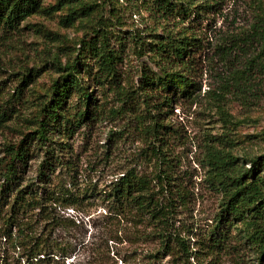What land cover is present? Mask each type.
Segmentation results:
<instances>
[{
    "label": "rangeland",
    "instance_id": "rangeland-1",
    "mask_svg": "<svg viewBox=\"0 0 264 264\" xmlns=\"http://www.w3.org/2000/svg\"><path fill=\"white\" fill-rule=\"evenodd\" d=\"M173 1L214 6L207 18L215 30L206 41L216 42L224 34L236 33L249 21V0ZM147 9L142 0H43L42 11L23 21L18 29L0 33V106L13 115L0 128V185L4 182L1 172L5 146L17 144L36 129L41 103L58 76L56 63L65 64L74 58V47L99 28L111 31L112 46L117 49L118 42H131L133 35H144L143 41L150 42L152 36L146 34H154L165 23ZM150 58V53L139 58L129 45L120 64L121 80L137 82L141 67L147 65L157 72ZM218 62L215 57L203 64L197 77L201 90L195 99H180L161 117L171 127L168 158L187 196L185 205L177 204L169 221L170 230L163 231L160 225L134 211L115 213L99 194L72 207L46 203L48 218L31 210L23 220L32 223L31 229L37 235H48L50 231L48 242L56 256L49 255L53 257L49 264H258L257 249L234 229L221 249L201 245L207 231L216 225L224 201L210 185L206 145L237 157L240 163L264 155V95L255 99L250 94L256 95L257 87L244 92L243 87L236 91L232 84L228 92H221L218 77L223 76L225 67ZM92 94L99 102L108 103L107 109L118 107L112 94L100 95L98 87ZM108 112L67 141L70 153L54 151L60 164L54 163L53 170L46 172V181L38 177L45 149L32 144V157L21 174L20 187L35 184L51 192L63 185L80 197L83 188H95L100 193L107 190L129 169L139 175H152L155 162L145 156L146 147L133 130L131 114ZM72 175L78 176L74 189L71 182L76 179ZM3 229L0 217V264L5 257L13 264L22 249L3 237ZM168 232L186 241L190 257L181 255L174 243L169 249L163 246Z\"/></svg>",
    "mask_w": 264,
    "mask_h": 264
},
{
    "label": "trees",
    "instance_id": "trees-1",
    "mask_svg": "<svg viewBox=\"0 0 264 264\" xmlns=\"http://www.w3.org/2000/svg\"><path fill=\"white\" fill-rule=\"evenodd\" d=\"M142 1L152 15H159L165 23L154 34H146L152 36V40L145 43L144 35H133L131 42H118L117 49L116 45L112 46L113 34L108 28L96 29L85 36L74 47V58L65 64L56 63L58 76L52 80L47 98L41 103L36 129L24 135L17 144L5 146L6 159L1 172L4 182L0 185L3 237L12 246L22 249V255L13 264H49L53 261L49 255L56 256L48 242L50 231L48 235H37L31 229L32 223L23 220L31 210H38V215L48 218L50 212L46 203L50 202L72 207L84 198L99 194L115 213L134 211L160 225L163 231L170 230L169 221L177 204L185 205L187 196L179 183L180 178L175 176L173 161L168 158L171 127L161 117L165 115L163 111H169L180 99H195L201 90L197 77L204 63L216 57L225 67L223 76L218 77L221 92H228L226 89L232 84L233 89L237 91L238 87H243L244 92L257 87L258 93L250 94L255 99L264 95V0H249L247 24L236 33L216 38V42L206 41L209 33L215 30L211 19L207 18L214 6L173 0ZM42 2L0 0V33L18 29L23 21L42 11ZM129 45L139 58L150 53L149 60L159 72L149 65L143 66L137 82H123L120 64L124 63L123 53ZM30 78L31 75L29 81ZM94 87H98L100 95L112 94L118 107L107 109L108 103L103 104L93 96ZM107 111L109 115L131 114L129 120L146 147L145 156L155 162L152 175H139L135 169H129L107 190L100 193L95 188H83L80 197L63 185L51 192L46 188L38 189L35 184L20 187L21 174L32 157V144L45 149L38 177L46 181L49 179L46 172L53 170L54 163L60 164L54 151L70 153L67 141L90 122L105 117ZM12 117L9 109L0 106V128ZM205 161L210 185L221 193L224 201L216 225L207 231L201 245L221 249L232 234L230 230L234 229L241 239L257 249L258 264H262L264 155L240 163L237 157L206 145ZM67 163L73 165L72 160ZM72 177L76 179L71 182L74 189L78 176ZM5 208L6 213L3 212ZM165 235V248L169 249L174 243L181 255L190 257L191 251L184 239L173 232ZM1 262L9 264L7 257Z\"/></svg>",
    "mask_w": 264,
    "mask_h": 264
}]
</instances>
